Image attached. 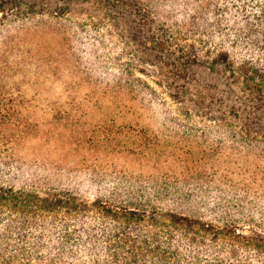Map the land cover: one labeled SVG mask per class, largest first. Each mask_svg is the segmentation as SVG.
<instances>
[{"label": "rangeland", "instance_id": "rangeland-1", "mask_svg": "<svg viewBox=\"0 0 264 264\" xmlns=\"http://www.w3.org/2000/svg\"><path fill=\"white\" fill-rule=\"evenodd\" d=\"M199 1L5 0L0 94L28 100H16L15 115L0 105V122H12L0 123V184L40 194L70 187L90 200L126 182L168 187L182 210L264 230V201L225 192L235 183L221 169L259 164L254 153L245 162L243 139L228 133L241 83L212 66L209 33L192 25ZM178 155H206L207 174ZM47 220L55 234L59 222Z\"/></svg>", "mask_w": 264, "mask_h": 264}, {"label": "trees", "instance_id": "trees-1", "mask_svg": "<svg viewBox=\"0 0 264 264\" xmlns=\"http://www.w3.org/2000/svg\"><path fill=\"white\" fill-rule=\"evenodd\" d=\"M5 3L0 0V12ZM191 6L193 27L209 33L202 32L212 66L224 65L228 76L241 83L240 100L225 115L231 140L242 138L246 146L241 145L244 149L239 153L244 161L253 163L254 153L259 164L242 172L221 169L229 172L226 180L235 183L225 192L235 190L242 202L250 198L262 202L264 0H200ZM22 99L28 100L2 93L0 105L15 115L14 104ZM1 119V124L12 123L9 116ZM228 119L241 126L235 129ZM236 155L227 153L226 157L238 163ZM174 158L186 170L207 174L206 155ZM124 185L90 200L70 187L40 194L0 184V264H264L261 225L226 219L214 222L190 204L182 210L175 201L180 194L168 187H146L133 181ZM162 199L169 206H160ZM259 211L264 217V209ZM249 215L254 217V210ZM49 216L59 222L58 228L52 226L55 234L46 233Z\"/></svg>", "mask_w": 264, "mask_h": 264}]
</instances>
